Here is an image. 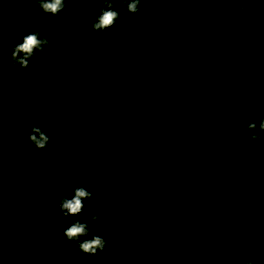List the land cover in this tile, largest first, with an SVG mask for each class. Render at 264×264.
<instances>
[{"label": "trees", "instance_id": "obj_1", "mask_svg": "<svg viewBox=\"0 0 264 264\" xmlns=\"http://www.w3.org/2000/svg\"><path fill=\"white\" fill-rule=\"evenodd\" d=\"M256 1L118 4L99 32V0H68L56 16L0 0V264H264V133L247 130L264 118ZM36 31L45 54L11 64ZM33 124L44 150L28 148ZM78 186L93 196L75 219L110 241L96 255L64 236L74 218L59 200Z\"/></svg>", "mask_w": 264, "mask_h": 264}, {"label": "clouds", "instance_id": "obj_2", "mask_svg": "<svg viewBox=\"0 0 264 264\" xmlns=\"http://www.w3.org/2000/svg\"><path fill=\"white\" fill-rule=\"evenodd\" d=\"M40 10L48 15L56 16L64 11L68 6V0H32ZM102 4L100 13L96 17L92 28L94 31L103 32L113 27L116 21L120 18L121 13L117 10L118 4H123L128 13L135 14L141 12L143 14H150L152 9L148 7H141L142 4H147L149 0H99ZM244 7H240L241 14L245 12ZM3 33L0 32V36ZM49 41L46 37L36 32H30L22 37L21 42L17 43L11 48L9 62L17 65L22 69L30 66L32 59L37 53L45 54V49L49 46ZM2 46V45H0ZM2 123V121H0ZM247 130L251 133L250 139L258 141L262 137L259 133H264V118L257 123L255 116H253L247 124ZM50 141L47 130L41 126L33 124L28 135L29 150H44L47 148ZM235 143V141H233ZM93 193L86 187L78 186L73 189L71 198L67 196L59 200V212L64 217H73L74 219L68 227L64 230V236L69 242H75L78 245L77 251L88 255H96L107 247L110 241L105 236L99 234H92L87 222H82L78 217L84 210L85 201L90 200ZM139 201H133L134 206H139ZM50 215H55L56 212H50ZM91 220L106 228L107 225L102 222L99 215H93ZM246 264H253L251 254L247 257Z\"/></svg>", "mask_w": 264, "mask_h": 264}, {"label": "rangeland", "instance_id": "obj_3", "mask_svg": "<svg viewBox=\"0 0 264 264\" xmlns=\"http://www.w3.org/2000/svg\"><path fill=\"white\" fill-rule=\"evenodd\" d=\"M256 3H257L256 0H248V5L251 6L252 8L255 6ZM194 8L198 13V15L201 16L204 20L210 21L213 19L214 15L210 14L209 12L203 9V7L201 6V1L197 3L194 2Z\"/></svg>", "mask_w": 264, "mask_h": 264}]
</instances>
